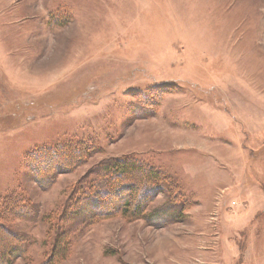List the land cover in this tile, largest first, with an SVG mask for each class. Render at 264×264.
<instances>
[{"label":"rangeland","instance_id":"1","mask_svg":"<svg viewBox=\"0 0 264 264\" xmlns=\"http://www.w3.org/2000/svg\"><path fill=\"white\" fill-rule=\"evenodd\" d=\"M68 140L100 152L39 183L27 155ZM126 157L170 177L180 211L156 213L162 191L135 221L87 207L61 223L75 184ZM13 194L29 207L6 223L25 239L13 264H41L59 231L57 264H264V0H0V198Z\"/></svg>","mask_w":264,"mask_h":264},{"label":"trees","instance_id":"2","mask_svg":"<svg viewBox=\"0 0 264 264\" xmlns=\"http://www.w3.org/2000/svg\"><path fill=\"white\" fill-rule=\"evenodd\" d=\"M168 91L172 90H157L155 95L162 97L170 93ZM154 106L151 103V107ZM99 152V148L88 142L68 140L53 147L35 149L27 155L26 165L37 174L43 171L45 181L38 179V182L49 185L53 182L54 172L69 173ZM162 191L168 192L167 202L156 213L172 210L177 214L183 194L160 169L133 157L104 160L75 184L60 222L69 223L87 207L93 208L100 218L120 215L128 221H135L144 216L149 203ZM17 197L13 194L0 198V264H13L25 252V239L6 224L28 212L25 199ZM69 249L68 234L57 232L49 255L41 264H57L69 254Z\"/></svg>","mask_w":264,"mask_h":264}]
</instances>
